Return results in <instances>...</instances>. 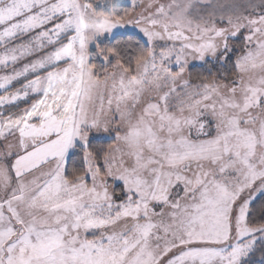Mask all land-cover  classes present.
<instances>
[{"label":"rangeland","instance_id":"1","mask_svg":"<svg viewBox=\"0 0 264 264\" xmlns=\"http://www.w3.org/2000/svg\"><path fill=\"white\" fill-rule=\"evenodd\" d=\"M126 34L134 75L98 51ZM262 195L264 0H0V264H240Z\"/></svg>","mask_w":264,"mask_h":264},{"label":"trees","instance_id":"2","mask_svg":"<svg viewBox=\"0 0 264 264\" xmlns=\"http://www.w3.org/2000/svg\"><path fill=\"white\" fill-rule=\"evenodd\" d=\"M111 7H114L115 0H109ZM116 7V6H115ZM118 7L112 8L114 12L121 11V14L125 11L124 9H117ZM127 12V11H126ZM110 14V13H109ZM238 50H232L225 61L224 65H210L207 66L199 76L203 83L211 84L218 75L224 76L225 80L234 82L238 76L237 69V57L240 52V47ZM99 53L105 58H111L109 60L106 68L109 69L114 63L118 64L122 69H124L130 75H134V70L136 66L142 61L146 60L149 55V48L144 43V41L137 35L126 34L114 37L110 41H104L99 46ZM93 53L91 59V66L94 68L96 76L98 77L99 71L97 66L99 60H96V56ZM98 59V58H97ZM101 62V61H100ZM97 64V66H96ZM105 69V70H108ZM201 72V69L197 67L192 74L195 75L196 72ZM113 141H100L91 140L88 143L86 152L93 158L96 167L100 172H102V163L105 159L106 154L113 147ZM85 161L83 156V150L77 149L74 154H72L67 161L64 178L65 180L72 182L77 178L83 177L85 175ZM248 224L253 227L264 226V195L256 199L249 208L248 214ZM240 264H264V241L258 242L255 248L252 250L247 257L241 261Z\"/></svg>","mask_w":264,"mask_h":264},{"label":"crops","instance_id":"3","mask_svg":"<svg viewBox=\"0 0 264 264\" xmlns=\"http://www.w3.org/2000/svg\"><path fill=\"white\" fill-rule=\"evenodd\" d=\"M22 142H23V144H24V141L20 140V142H19V143H20V145H22ZM45 143H47V141H46V142H44V143H43V145H44ZM44 150H45V149H44Z\"/></svg>","mask_w":264,"mask_h":264}]
</instances>
